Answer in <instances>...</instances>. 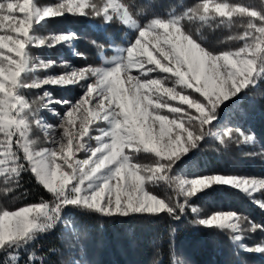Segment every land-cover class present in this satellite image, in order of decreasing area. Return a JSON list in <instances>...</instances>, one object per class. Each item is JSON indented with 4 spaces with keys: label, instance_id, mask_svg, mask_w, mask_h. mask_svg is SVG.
<instances>
[{
    "label": "snow or ice",
    "instance_id": "1",
    "mask_svg": "<svg viewBox=\"0 0 264 264\" xmlns=\"http://www.w3.org/2000/svg\"><path fill=\"white\" fill-rule=\"evenodd\" d=\"M130 11L116 0H59L43 8L34 0H0V30L5 33L0 35V175L16 173L23 167L22 153L23 162L28 164L37 183L52 195L50 201L41 197L39 202L15 210L0 206V247L24 239L34 229H43L41 218L51 221L60 207L68 204L83 205L105 215L162 211L172 214L176 208L183 211L184 202L147 191L146 181L168 179L186 196L195 195L212 183L233 185L248 193L264 189V180L247 177L214 174L177 180L167 176L171 162L201 138L205 127L215 118L219 103L253 83L255 75L264 71V16L238 3H215L210 10L209 0H204L202 5L183 14L200 20L250 18L242 23L239 39L243 43L235 50L213 53L185 34L179 17L154 18L139 29L137 38L126 49V56L113 67L88 66L24 84L66 85L91 79L85 95L65 113L60 126L62 136L55 139L51 135V147H39L31 140L30 133L38 122L31 119L29 108L31 105L34 109L42 97L28 101L18 94V88L21 75L28 68L27 46L33 24L68 12L102 14L106 20L116 17L135 26ZM69 35L59 34L53 42L67 40ZM43 43L38 40L34 46ZM155 70L173 77L175 85L189 91L169 86L160 78H140L141 74ZM121 73L124 80L120 79ZM101 120L110 121V127L95 137L102 142L91 149L87 158L78 159L76 154L84 147V137ZM141 150L154 154L157 161L148 165L132 162L129 154ZM109 167L103 182L87 191L84 182ZM7 191L4 189V193ZM191 210L197 211L195 207ZM245 220L246 217L233 212H213L197 217L193 223L236 229ZM248 223L249 231L260 227ZM246 250L264 251V246Z\"/></svg>",
    "mask_w": 264,
    "mask_h": 264
},
{
    "label": "trees",
    "instance_id": "2",
    "mask_svg": "<svg viewBox=\"0 0 264 264\" xmlns=\"http://www.w3.org/2000/svg\"><path fill=\"white\" fill-rule=\"evenodd\" d=\"M123 1L138 28L154 18L179 17L185 34L212 52L239 45V37L233 40L230 37L243 30L242 23L250 19L200 20L183 15L204 0ZM212 1L238 3L264 16V0ZM34 2L39 5L38 0ZM136 30L116 20L68 12L34 23L27 46L28 68L21 75L18 94L28 101L37 99L42 93L40 87H24L31 82L33 73L63 71L62 66L55 63L34 69L38 59L55 61L63 57L76 67H99L113 57L115 46L131 45ZM58 33H72L75 38L70 45L49 42V35ZM38 40H43V45L34 46ZM50 91L64 100L72 99L77 93L74 88ZM39 107H43L41 102L34 109L30 105L29 111L35 112ZM39 111L48 119L45 108ZM215 113L195 146H190L171 162L167 176L197 178L237 174L264 178V71H259L253 83L219 106ZM218 129H230L243 137L221 142L211 134ZM134 155L135 162L155 163L158 159L146 152ZM20 156L23 167L16 173H5L4 182L0 184V206L9 210L37 203L41 197L45 201L52 200V195L37 183L30 167L23 162L22 153ZM146 188L161 198L184 202L183 211L176 208L172 214L162 211L105 215L79 204L62 206L54 214L51 226L0 247V264H247L248 260L264 264V251L241 250L225 230L193 223L197 217H203V212H233L247 218L240 225L247 235H252L248 239L264 244V209L250 195L228 184L212 183L195 195L183 196L168 179L150 181ZM4 189L8 191L4 193ZM192 207L198 210L194 213ZM248 221L260 227L249 231Z\"/></svg>",
    "mask_w": 264,
    "mask_h": 264
},
{
    "label": "rangeland",
    "instance_id": "3",
    "mask_svg": "<svg viewBox=\"0 0 264 264\" xmlns=\"http://www.w3.org/2000/svg\"><path fill=\"white\" fill-rule=\"evenodd\" d=\"M38 1H39V5H37V6L40 7V8H43V7H46V6H49V5H55V4H57L59 2V0H54L52 2H48V1H45V0H38ZM116 2L117 3H124L123 0H116ZM203 3L204 2H202L200 5H202ZM215 3H226V2L209 0L210 10L212 9V7H213V5ZM197 7L198 6H195V7H193V9H195ZM96 17H102V18L106 19L102 14L99 15V16H96ZM169 19H172V18H169ZM111 20H116V21L121 22L116 17H113ZM255 22L259 23L258 20H256ZM121 23H123V22H121ZM125 25H128L132 29L133 28L137 29L136 30V32H137L136 38H137L138 31L140 29V28H138L137 23L135 22V26L129 25V24H125ZM242 32H243V30H241L238 34L231 35L230 38L233 40L234 38L239 37L242 34ZM2 34H5V33L2 30H0V35H2ZM59 34H70L69 38L67 40L60 41V43H63V44L70 45L72 43V41L74 40V38H75L74 34H72V33L50 34L49 35V38H50L49 42L54 43L53 41H54L55 36H57ZM134 41L135 40H133L132 43ZM194 42H196V41H194ZM242 43H243V41H241V43H239V45L234 46L232 48H228V49L235 50L236 48L242 46ZM129 46H126V47L125 46H115L114 47L115 48V53H114L113 57L111 59H109V60H106L105 63L102 66H99V67H102V68L113 67L116 63L120 62V60L126 56V49ZM200 46L203 47L202 45H200ZM203 48H205V47H203ZM206 50H208V49H206ZM208 51H210V50H208ZM213 53H215V52H213ZM49 62H52V63H49ZM54 63L57 64L58 66H62L63 71L61 73H51V74L44 73V72H42L40 74L39 73H33L30 83L38 82V81L44 80V79H46L48 77L61 76L63 74L69 73V72H71L73 70L81 69L80 67H76L72 63L66 61L63 57H59L55 61H45V60H42V59H38L37 62L33 65V68L34 69H40V68L43 69V68L49 66L50 64H54ZM41 64L45 65V67H41ZM88 66H90V65H87V66H84V67H88ZM84 67H82V68H84ZM91 67H97V66H91ZM132 74L135 75L136 74L135 71ZM140 78L141 79L160 78V79L164 80L167 84H169V86H175V87H177L178 90L189 91V90H186V89H182L181 86L175 85V79L173 77H170L168 74H165V73H163V72H161L159 70H155V71L149 72L147 75L141 74ZM120 79L121 80L125 79L123 73H121ZM90 82H91V79L90 78H86V79H81L79 82H73V83H69V84H66V85L45 83V84H41V86H39L41 88L40 92H42L39 97H42L41 104H42L43 107H39L35 112H31L30 111V113H32L33 116H34V117H32L33 120L38 122L36 127H33L32 131L30 133L31 140L35 142V145H37L39 147H51L52 145L49 143V140L51 139V135L55 139H59L62 136V129L60 128V126H61L62 119L64 118L65 113L70 109V107H72L77 101H79L81 99V97H83L85 95L86 89H87V85ZM39 87H32V88H39ZM125 87H127V85H125ZM50 88L51 89L52 88L53 89L54 88H74V90H76L77 93H76V95L74 97H72V99L64 100V99L56 98L54 95H52L51 91H50L51 90ZM45 93H47L46 96L44 95ZM237 93H239V92H236L234 95L223 99L219 103L217 108L215 109V112H216V110L218 109L219 106H221L223 103H225L226 101L231 99ZM19 95H21V94H19ZM92 107H93V105H91V104L88 105L89 109H92ZM44 108L49 113L48 119H46L47 116H45L42 111H39V110L44 109ZM215 112H214V116L216 115ZM109 127H110V121H107V120H101V121H98L95 124H93L90 127V129H89L88 135L86 137H84V139L82 141L84 147L76 154L77 158L78 159L87 158L90 155V153H91V149L97 147L102 142V140L95 139V137L100 136L101 133L103 131H105L106 129H108ZM226 132H228L230 134L226 136L225 135ZM211 134L216 139H218L221 142H225V141L230 140V139L240 140L243 137L241 134H239V133H237L235 131H232L230 129L212 130ZM102 139H107V138H102ZM56 147H57V150H59V145H57ZM189 147L190 146H188V149H189ZM0 152H2V150H0ZM143 153H144V151L141 150L139 152H136L135 154L141 155ZM182 154H184V153H182ZM182 154H179V156L182 155ZM129 155H130V159L132 160V156L134 154L130 153ZM0 159H3L2 155H0ZM132 162L139 163V164H144V165L153 164L152 162H148V163L147 162H142V161L135 162L133 160H132ZM109 171H110V167L109 168H105V169L101 170L100 173H97L96 177H94V178H92L90 180H86L84 182L85 189L87 191L94 190L95 187L98 184L103 182L104 177L108 174ZM218 175L232 176V177H247V178L255 179V180H264V178H260V177L243 176V175H237V174H218ZM3 176H4V174L0 175V184H2V182H4V177ZM207 176H210V175H207ZM171 177H174L177 180H179V179H184V180L193 179V178L183 177L181 175H172ZM201 177H203V176H201ZM149 182L150 181H146V183H145V189L146 190H147V188H146L147 184ZM88 185H91V188H88L87 187ZM231 186H233V185H231ZM233 187H235V186H233ZM235 188L241 190L238 187H235ZM177 191H178L179 194H182L178 189H177ZM243 192H245V191H243ZM245 193L250 195L252 197L253 201L259 207L264 209V207L261 206V204H264V189H260V190H258L256 192H253V193H248V192H245ZM182 195L186 196L184 194H182ZM68 205H72V204H68ZM63 206H67V205H63ZM196 209L198 210V208H196ZM218 212H220V211H218ZM208 215H210V214L206 213V212H203V217H207ZM41 222L45 224V226H44V228H45V227L49 226V224L51 225L53 223V219L51 221H45L44 218H41ZM37 230H42V229H40V228L34 229L32 232L29 233V235L31 233L37 231ZM222 230H225L232 238H234L236 240V242L238 243V246H239V248L241 250L247 251L246 248H254L257 245L264 246V244H261L260 242H258L256 240L248 239L249 237L252 238V235H247L246 231H244L243 227H241L240 224H239V226L236 229H226L225 228V229H222ZM236 237H240V238L237 239ZM249 252L259 253L261 251L252 250V251H249ZM247 264H255V263H253L251 260H248Z\"/></svg>",
    "mask_w": 264,
    "mask_h": 264
}]
</instances>
